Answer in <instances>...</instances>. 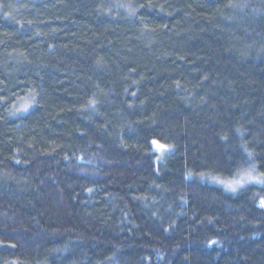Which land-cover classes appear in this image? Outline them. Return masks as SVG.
<instances>
[{
  "label": "trees",
  "instance_id": "1",
  "mask_svg": "<svg viewBox=\"0 0 264 264\" xmlns=\"http://www.w3.org/2000/svg\"><path fill=\"white\" fill-rule=\"evenodd\" d=\"M0 264H264V0H0Z\"/></svg>",
  "mask_w": 264,
  "mask_h": 264
},
{
  "label": "rangeland",
  "instance_id": "2",
  "mask_svg": "<svg viewBox=\"0 0 264 264\" xmlns=\"http://www.w3.org/2000/svg\"><path fill=\"white\" fill-rule=\"evenodd\" d=\"M31 106V101L30 100H28V101H26V102H24V103H22L20 106H18L16 109H15V114H23V113H25L26 112V110L29 108ZM159 145V144H158ZM157 144H154L153 145V149L154 150H156V152H157V155H158V157L160 156H162V154L164 153V152H166V148H163V147H159ZM161 146V145H160ZM249 175L251 176V177H254L255 179H249L248 177H249ZM246 178L245 177H238V178H236V180H234V181H231V182H224V183H221V182H219V181H214L216 184H218V185H220V186H222L224 189H227V190H229V191H231V192H235L237 189H239L240 188V186L241 185H245V184H247V182H255L256 181V183L258 182V181H260L261 179H262V177L261 176H254V175H251V173H250V171H248L247 173H246ZM256 178H257V180H256ZM240 180H243L244 182L242 183V184H237L236 183V181H240ZM229 184H232V188H230V187H228V185ZM243 185V186H244ZM242 187V186H241ZM233 188L235 189V190H233Z\"/></svg>",
  "mask_w": 264,
  "mask_h": 264
},
{
  "label": "snow or ice",
  "instance_id": "3",
  "mask_svg": "<svg viewBox=\"0 0 264 264\" xmlns=\"http://www.w3.org/2000/svg\"><path fill=\"white\" fill-rule=\"evenodd\" d=\"M158 146H159V147H163V146H160V145H158ZM249 155H251V154L249 153ZM248 178H249L250 180H251V179H255L254 177H251L250 175H249ZM243 182H244L243 180L236 181L237 184H242ZM228 187L232 188L233 186H232V184H229ZM233 190H235V189L233 188Z\"/></svg>",
  "mask_w": 264,
  "mask_h": 264
}]
</instances>
